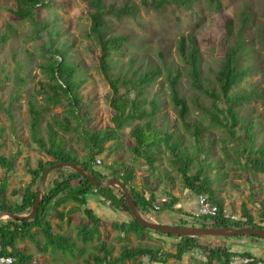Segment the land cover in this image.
<instances>
[{"label":"rangeland","instance_id":"374dc122","mask_svg":"<svg viewBox=\"0 0 264 264\" xmlns=\"http://www.w3.org/2000/svg\"><path fill=\"white\" fill-rule=\"evenodd\" d=\"M220 1V8H217L216 4L210 0H193L191 8L171 3L162 10H156L145 6L143 0H105L108 5L114 4L117 7L128 5L136 9L134 16L124 15L120 18L107 16L110 26L109 34L129 36V40L124 43L122 49L114 53L112 64L116 76L121 72L124 73L130 67L132 60H134V64L130 71L139 69L138 72L141 73L151 66L161 68V75L147 88L144 96L147 102L146 106L149 105L151 99L159 102L158 116L166 121L172 131L176 130L183 137V148L191 156L196 157L197 152L202 148H205L206 153L208 151L206 148H211L209 159L206 161V164L211 165L208 175L214 180L218 197L224 201L225 213L240 216L242 215V204L245 203L255 221L261 223L259 201L262 199L264 176H252L247 172L244 167V159H240V163H235L227 158L222 146L225 145L224 139L229 138L228 133L219 124L211 121L209 113L200 109V106H203L209 111L217 113L212 107L211 99L196 90L191 84L189 67L182 60L178 51L179 40L182 36H190L195 39L201 54L204 84L206 86L211 84V87L216 88L215 78L224 62L227 49L236 43L237 38L243 40L240 62L242 67L248 68L250 71L249 75L233 89L231 94L243 95L254 92L255 95L251 100L242 102L237 107L241 110V114L254 121L257 146L264 144V0ZM43 2L45 6H39L37 9L38 19L48 25L53 33L55 46L65 52L68 62L77 68L74 79L80 84L78 93L82 100L81 113L86 128L92 130L112 128L114 126L111 122L114 114L111 106L113 93L99 70L100 52L96 39L91 35V9L87 1L43 0ZM14 4L15 0H0V32H3L8 25H11L14 31L12 37L5 44L0 43V154L10 157L13 161V170L9 172H6L5 168L0 165V184L4 179L9 183L6 198L10 204L21 202L22 194L31 181L29 169L36 168L39 160H52L40 152L31 141L28 100L33 99L38 104L46 105L44 93H42L43 84L51 81L45 67L49 58H57V56L51 57L48 51L43 48V43L48 42L49 36L43 31L38 37L34 32V26L28 19H20L15 16L11 12ZM228 21L233 23L230 34L226 29ZM165 63L168 67L180 72V89L190 106V118L198 122L204 129L199 145L183 128L176 107L171 101L170 89L163 85L166 76ZM70 107L67 99L62 104L48 105L40 123L43 137L47 138V124L51 123L54 118L63 120L65 116H69L72 128L77 126V120L69 113ZM6 108L10 109L9 113L6 112ZM138 122H131L121 130L123 136L119 149L111 147L112 143L106 144L107 148H111L97 158L101 159L100 164L96 159L95 166L102 165L103 167V165L124 163L133 168V183L144 190L145 197L150 195L146 180L150 181V178L156 180L159 172L163 173L161 184L166 186V197L160 202H156L154 210L144 217L154 223L202 227V224L199 223L202 217L195 215L197 207L195 209L192 207L191 212H185L187 215L171 211L170 213L157 211L160 210L162 204L169 201L170 190L175 196L182 197L185 187L181 175L171 162V155L165 149L158 155V161L155 163L158 171L155 174L149 171V167L143 159L135 160L130 148L134 143L130 133ZM158 124L162 125V123ZM56 129L64 137L68 150L77 154L81 159L87 155L85 140L81 136L82 130L74 129L65 133L59 128ZM237 134H242V132L237 131ZM214 140L215 144H213ZM235 148L236 143L229 144V153L234 159H236ZM206 153L200 152L199 159L195 158L196 167H199V161L206 157ZM73 170L65 167L62 171L50 172L43 193L48 185L60 178L61 174L73 172ZM166 175L172 177L174 183L167 180ZM112 188L117 193L118 188ZM94 193H98V190ZM97 198L102 201L99 197ZM193 198L197 197L192 193ZM102 202L105 204L104 206L110 207V203H107L110 202L108 199L105 198V202ZM75 205V202L69 201L60 207L59 211L67 212ZM81 214H75L70 223H68L67 217L65 222H61L57 218V213L51 217L54 230L65 234L76 242L77 247L73 255L62 251L53 253L50 248L43 251L29 239L18 241L17 245L21 250L34 255L30 264H87L90 255L96 252L100 241H105L113 247V256H117L123 246L152 247L176 252L175 243L178 240L166 235L149 232L145 237H138L132 233L127 236L118 233L111 224L113 216H105L99 240L84 243L78 236V231L84 221V214ZM178 216L181 218V223ZM8 219V217H4L0 221L4 223ZM183 220H187L188 224L182 225ZM60 223H62L61 227L58 225ZM39 239L41 248H43L44 237L40 235ZM203 242L214 245L225 244L231 252L250 251L255 256L264 258V242L261 240H251L246 237L223 239L222 237L208 236L203 238ZM143 260L147 262V258ZM206 261L207 258L202 251L195 250L184 254L181 261L170 259L168 263L204 264ZM125 264H132V261H126ZM213 264L220 263L214 261ZM234 264L241 263L236 260Z\"/></svg>","mask_w":264,"mask_h":264},{"label":"trees","instance_id":"16d2710c","mask_svg":"<svg viewBox=\"0 0 264 264\" xmlns=\"http://www.w3.org/2000/svg\"><path fill=\"white\" fill-rule=\"evenodd\" d=\"M86 1L91 9V35L96 39L100 52L98 57L99 70L113 93L111 106L114 114L111 122L114 126L103 130L86 128L83 122L84 117L81 113L82 100L78 93L80 84L74 79L77 68L68 62L65 52L55 46L52 31L48 25H45L37 17L38 7L45 6L43 0H15L11 12L20 19H28L34 26V32L38 37L45 31L44 33L49 38L48 42L43 43V48L48 51L51 57L57 56V58H49V62L45 67L51 81L50 83L43 84L42 93H44L46 105L38 104L33 99L28 100L31 141L38 147L40 152L52 160H39L36 168L29 169L31 181L26 186L20 203H9V200L6 198L9 183L6 179L1 181L0 213L4 210H9L15 214H28L36 201L37 190L45 169L59 162H74L90 172L98 180L119 179L128 187L141 214L146 216V214L154 210V204L157 202L158 196L153 189H148L150 195L148 198L145 197L144 190L138 188L133 183V168L124 163L120 165H103V167L102 165L95 166L96 159L111 147L115 149L120 148L121 137L123 136L121 130L129 125V123L139 121L130 133L131 139L134 142L130 148L135 156V160L143 159L149 167V171L155 174L158 171L155 164L158 161V155L165 149L171 155V162L181 175L184 187L189 189L196 197L201 194L207 195L208 199L218 206V216L202 217L200 219L199 223L202 224V227H255L264 229V188H262V199L259 201L261 223L255 221L245 203L242 204L241 219L230 220L225 218L226 208L224 201L218 197L217 190L214 187V180L208 175L211 165L206 164V161L209 159L211 148H206L208 150L207 153L204 150L205 148H202L198 151L199 153L197 152L196 157L191 156L183 148V137L176 130L172 131L171 127L166 124V121L158 116L160 112L159 102L151 99L149 100V105L146 106L147 102L144 96L147 88L161 75V68L151 66L141 73L138 72L139 69L130 71L134 64V60H132L130 67L124 73L121 72L117 76L114 74L112 57L114 53L122 49L124 43L129 40V36L115 33L109 34L110 26L107 16L111 15L118 18L124 15L134 16L136 13L135 7L108 5L105 0ZM210 1L215 3L217 8H220V0ZM171 3L191 8L193 0H143L145 6L156 10H162ZM232 24V21L226 23V29L229 34L231 33ZM13 34V27L8 25L3 32H0V43L5 44ZM242 45L243 40L237 38L236 43L227 49L224 62L215 78L216 88L211 87V84L208 86L204 84L201 69V54L195 39L190 36H182L179 40L178 51L182 60L189 67L191 84L196 90L211 99L212 107L217 113L209 111L203 106H200V109L209 113L211 121L219 124L228 133L229 138L224 139L223 143L225 145L222 146V150L226 153L227 158L233 160L235 163H240V159H244V167L247 172L252 176H264V144L257 146L254 121L248 116L241 114V110L237 107L242 102L251 100L255 94L254 92L243 95L231 94L233 89L249 75L250 71L248 68L241 66L240 50ZM165 69L166 76L163 85L170 89L171 101L176 107L178 118L183 128L190 133L195 143L199 145L204 129L198 122L190 118V106L180 89V72L168 67L166 63ZM21 81H23L22 78ZM66 99L71 105L69 113L77 120V126L72 128L69 116H65L63 120L54 118L51 123L47 124V138L43 137L41 135L40 123L43 120V114L46 112L48 105L52 103L62 104ZM6 112L9 113L10 109L6 108ZM158 123H162V125ZM56 128L65 133L74 129L76 131L82 130L81 136L85 140V147L88 150L87 155L81 159L77 154L68 150L65 146L64 137L59 134ZM237 131L242 132V134H237ZM108 143H112L110 148L106 147ZM215 143L216 141L214 140L213 144ZM230 143H236V159L229 153ZM163 145L164 148H162ZM200 152L206 153V157L202 159L204 161L200 159L202 162L199 161V167H196L194 161L195 158L199 159ZM0 165L5 168L6 172L13 170L11 158L2 154H0ZM62 170L63 168L54 171ZM106 170L107 172H105ZM162 177H164V174L159 172L158 177L154 181L161 185L163 181ZM166 179L174 183L172 177L166 175ZM95 189L98 190L96 194L94 193ZM114 190L112 187L94 185L87 177L82 176L75 170L61 174L60 178L55 179L52 184L47 186L43 200L34 218L29 220L9 218L4 223L0 221L2 243L0 256L9 255L14 257L15 262L13 264H30L34 259V255L26 253L17 245L18 241L27 239L31 240L43 251L50 248L53 253L62 251L73 255L77 247L76 242L65 234L54 230V224L51 220L54 213H57V218L61 222H65L67 217L68 223L71 222L75 214H84L83 224L78 231L80 240L84 243L99 240L102 235L100 229L103 225V220L95 214L93 209L87 207V196L95 195L100 197L102 195L110 201L111 208L128 212L132 217L128 222L111 223L113 229L118 233H123L126 236L132 233L138 237H145L149 232L166 235L178 240L175 243L176 252L152 247L138 246L132 248L123 246L121 252L117 256H113V247L105 241H100L96 247V252L90 255L87 264H125L126 261H132V264H169L168 261L170 259L181 261L184 254L195 250H201L206 256L207 261L204 264H213L214 261L220 264H231L233 257L236 256L252 258L253 260L249 264H264V258L257 257L250 251L236 253L231 252L230 248L225 244L214 245L213 243H204L203 238L208 236H174L143 227L132 216L123 192L118 189L117 193H115L116 190ZM168 196L169 201L162 204L160 210L157 211H171L187 215L182 209L176 208L180 198L172 194V190L169 191ZM69 201L75 202L76 205L72 206L67 212L59 211V208ZM187 224V220L182 222V225ZM58 225L61 227L62 223ZM40 235L44 237L43 248H41ZM236 237H246L251 240H261L264 242V238L259 236L246 235ZM222 238L224 239V237ZM144 258H147V262L143 260Z\"/></svg>","mask_w":264,"mask_h":264},{"label":"water","instance_id":"95a60500","mask_svg":"<svg viewBox=\"0 0 264 264\" xmlns=\"http://www.w3.org/2000/svg\"><path fill=\"white\" fill-rule=\"evenodd\" d=\"M71 168L80 173L82 176L87 177L94 185L102 187H116L121 190L126 197L127 205L130 209L132 216L138 221V223L146 228L154 231L162 232L165 234H172L174 236H186V237H201V236H212V237H236V236H259L264 238V229L255 227H200V226H172L167 224L154 223L147 220L139 211L136 203L128 189L119 179L110 178L107 180H98L90 172L86 171L78 164L74 162H59L50 165L44 171L42 180L39 184L37 190L36 201L28 214H15L11 213L9 210H4L0 213V220L4 217L19 219V220H29L35 217L36 212L43 200V188L47 182L50 172L56 169Z\"/></svg>","mask_w":264,"mask_h":264},{"label":"crops","instance_id":"0c3cea01","mask_svg":"<svg viewBox=\"0 0 264 264\" xmlns=\"http://www.w3.org/2000/svg\"><path fill=\"white\" fill-rule=\"evenodd\" d=\"M149 180V179H148ZM146 180L147 188L156 192L158 199L157 202H160L161 199L166 197V186L164 184L159 185L154 180L150 178V181ZM178 198H180L179 203L176 205L177 207H180L178 209H182L185 212H191L192 207L195 209L197 207V199H192V192L189 189H184L183 196L176 195ZM88 202L87 207L94 210L95 214L98 215L104 222L105 216H113L111 219V222H128L131 219V215L128 212L120 211L113 209L111 207L104 206L102 202H100L95 195L87 196ZM97 205V206H96ZM102 208L103 210H99ZM159 212V211H158ZM161 212V211H160ZM170 213V211H168ZM179 217V216H178ZM179 221L181 218H178ZM184 221V220H183ZM181 223V221H180Z\"/></svg>","mask_w":264,"mask_h":264},{"label":"built area","instance_id":"2783aa9c","mask_svg":"<svg viewBox=\"0 0 264 264\" xmlns=\"http://www.w3.org/2000/svg\"><path fill=\"white\" fill-rule=\"evenodd\" d=\"M97 163H101V159H97ZM95 192L97 189L94 190ZM102 201L105 202V198L100 196L99 197ZM148 198V197H146ZM108 204L110 202H107ZM158 208V207H156ZM219 209L218 206L213 204L209 199L208 196L205 194H201L197 197V212L195 213L198 217H216L218 216ZM225 218L230 220H239L241 219V216L233 215L231 213H225ZM2 250V243H1V237H0V251ZM239 261L241 264H249L253 259L250 257H233V262L231 264H234V261ZM15 262V258L9 255H2L0 256V264H13ZM262 264V263H258Z\"/></svg>","mask_w":264,"mask_h":264},{"label":"clouds","instance_id":"9594fccd","mask_svg":"<svg viewBox=\"0 0 264 264\" xmlns=\"http://www.w3.org/2000/svg\"><path fill=\"white\" fill-rule=\"evenodd\" d=\"M197 199V198H196Z\"/></svg>","mask_w":264,"mask_h":264}]
</instances>
